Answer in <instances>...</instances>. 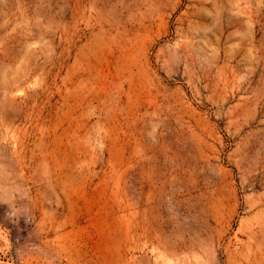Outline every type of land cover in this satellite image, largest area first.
Segmentation results:
<instances>
[{
  "label": "rangeland",
  "instance_id": "374dc122",
  "mask_svg": "<svg viewBox=\"0 0 264 264\" xmlns=\"http://www.w3.org/2000/svg\"><path fill=\"white\" fill-rule=\"evenodd\" d=\"M0 264H264V0H0Z\"/></svg>",
  "mask_w": 264,
  "mask_h": 264
}]
</instances>
